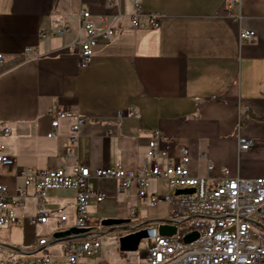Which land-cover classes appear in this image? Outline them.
<instances>
[{
    "label": "crops",
    "instance_id": "crops-1",
    "mask_svg": "<svg viewBox=\"0 0 264 264\" xmlns=\"http://www.w3.org/2000/svg\"><path fill=\"white\" fill-rule=\"evenodd\" d=\"M237 1L0 0V122L10 128L0 141L13 160L0 168L7 192L20 183L19 167L69 170L80 163L92 170L119 164L135 171L146 160L152 129L159 130V146L170 159L179 146L188 149L190 173L207 176L209 187L221 166L231 176H264V119H257L264 115V0ZM81 10L97 27L102 19L118 25L112 37L97 36L85 67L78 66ZM150 14L158 15L156 27L148 26ZM241 29L254 35L241 38ZM127 108L130 115L116 117ZM50 110L68 115L52 127ZM73 115L86 120L69 142ZM237 132L251 139L248 149L238 150ZM206 161L213 170L206 172ZM91 181L102 196L87 208L91 224L128 218L131 206L137 218H147L140 214L145 198L134 187L120 190L111 178ZM26 191L16 210L20 223L0 227L2 245L25 247L56 232L54 218L28 221L37 203L32 187ZM167 192L165 180H152L147 188L148 195ZM73 205L72 189L51 188L42 207L61 206L71 219Z\"/></svg>",
    "mask_w": 264,
    "mask_h": 264
},
{
    "label": "built area",
    "instance_id": "built-area-1",
    "mask_svg": "<svg viewBox=\"0 0 264 264\" xmlns=\"http://www.w3.org/2000/svg\"><path fill=\"white\" fill-rule=\"evenodd\" d=\"M230 5L237 0H228ZM140 13V12H139ZM138 13L130 23L138 25ZM82 36L78 40V66L85 67L92 56V46L97 36L112 37L117 32L115 20L102 19L97 27L90 19L88 10L79 13ZM149 27H156L158 15H147ZM63 34L64 30L57 31ZM254 35L252 30L241 29L239 37ZM25 50H29L25 48ZM3 56L0 53V64ZM53 115L50 125L57 126L58 118L67 112L50 110ZM130 108L116 112V117L130 115ZM67 139L76 140L77 130L85 118L72 116ZM7 124L0 122V138L9 134ZM146 145V160L135 171H127L119 164L97 167L90 170L86 165L75 163L69 170L55 168L48 170L19 167L17 175L19 185L12 194L0 183V227L20 223L16 210L24 205L28 196L26 188L31 186V198L37 203L35 213L28 216L30 223L45 222L48 218L56 220V232L70 227L84 229L79 233H69L62 237L50 236L38 238L25 247L12 248L0 244L3 255L0 264H85V260L95 256L100 248V237L111 231H119L116 238L136 230L154 227L159 222L138 223L135 207L129 208V222L111 227L98 223L91 224L87 208L92 202H99L102 196L92 187L93 178H111L117 181L120 190L135 188L136 195L145 198V205L155 206L159 202L168 203L167 216L163 224L175 226L170 235L145 238L143 250L137 251L134 260L124 264H264V176L240 178L231 176L226 166L218 168L219 176L212 187L207 185V176L192 175L189 171V153L184 146H179L177 157L170 159L161 149L158 129L149 132ZM53 136V132L47 133ZM238 150H246L251 139L235 134ZM13 160L4 153L0 141V168L11 167ZM206 172L214 169L210 161L204 164ZM152 180H165L168 192L165 194H147ZM192 187V193L175 194V190ZM72 189L74 191L73 216L70 219L61 206L51 210L42 207L48 189ZM195 232L196 237L184 241L185 235ZM52 248L55 252H52ZM59 258V259H56Z\"/></svg>",
    "mask_w": 264,
    "mask_h": 264
},
{
    "label": "water",
    "instance_id": "water-1",
    "mask_svg": "<svg viewBox=\"0 0 264 264\" xmlns=\"http://www.w3.org/2000/svg\"><path fill=\"white\" fill-rule=\"evenodd\" d=\"M192 192H193L192 187L175 190V194L192 193ZM128 222H129V218H103L99 221V224L101 226L111 227V229H113L114 226ZM158 222L159 224L157 225L156 230L154 227H146L117 237L118 250L122 252L136 250L140 240L154 236L155 231L160 235H170L174 233L175 226L163 224L162 222H164V219L159 220ZM81 231H84V229L70 227L65 231L55 232L52 236L62 237L68 235L69 233H79ZM195 237H196V233L190 232L189 234L185 235L184 241H189Z\"/></svg>",
    "mask_w": 264,
    "mask_h": 264
},
{
    "label": "rangeland",
    "instance_id": "rangeland-1",
    "mask_svg": "<svg viewBox=\"0 0 264 264\" xmlns=\"http://www.w3.org/2000/svg\"><path fill=\"white\" fill-rule=\"evenodd\" d=\"M166 185V184H165ZM166 186L161 189H165ZM138 210V209H137ZM168 212V206L165 202L157 203L155 206H144L141 207V215H146L142 217H147L148 219L162 218L166 216ZM139 214V210H138ZM119 231H111L103 234L100 237V248L98 250L99 257L97 259H88V264H124L128 260H134L138 255V252L132 251H119L117 246L116 235ZM146 240H140L137 250H143Z\"/></svg>",
    "mask_w": 264,
    "mask_h": 264
},
{
    "label": "trees",
    "instance_id": "trees-1",
    "mask_svg": "<svg viewBox=\"0 0 264 264\" xmlns=\"http://www.w3.org/2000/svg\"><path fill=\"white\" fill-rule=\"evenodd\" d=\"M257 119H264V115H260ZM138 223H147V222H157L158 220L148 219V218H138Z\"/></svg>",
    "mask_w": 264,
    "mask_h": 264
}]
</instances>
